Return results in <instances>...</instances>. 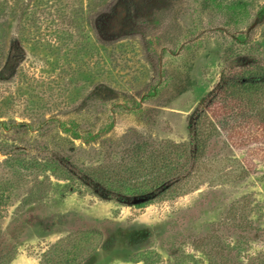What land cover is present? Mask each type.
<instances>
[{
  "label": "rangeland",
  "instance_id": "rangeland-1",
  "mask_svg": "<svg viewBox=\"0 0 264 264\" xmlns=\"http://www.w3.org/2000/svg\"><path fill=\"white\" fill-rule=\"evenodd\" d=\"M263 9L0 0V264H264V135L210 138L174 197L122 198L78 172L144 140L192 149L223 78L264 66Z\"/></svg>",
  "mask_w": 264,
  "mask_h": 264
},
{
  "label": "trees",
  "instance_id": "trees-1",
  "mask_svg": "<svg viewBox=\"0 0 264 264\" xmlns=\"http://www.w3.org/2000/svg\"><path fill=\"white\" fill-rule=\"evenodd\" d=\"M233 41L236 47H249L244 36L236 37ZM251 128L260 132H253ZM193 129L194 146L190 150L182 144L144 140L125 149L117 162L108 159L105 164L80 169L78 172L98 187L128 199L174 197L190 189L186 181L191 176L190 171L186 174L181 172L191 165H203L210 138L223 133L232 146L239 147L248 146L264 135V66L253 61L245 67L230 71L229 76L223 78L211 94L204 110L196 115ZM205 240L196 243L199 245ZM68 243L70 240L53 246L51 253L55 249L59 251ZM45 259V262L51 264H67L55 261L53 256ZM143 261L148 264L147 257ZM209 264L216 263L209 260Z\"/></svg>",
  "mask_w": 264,
  "mask_h": 264
},
{
  "label": "water",
  "instance_id": "water-1",
  "mask_svg": "<svg viewBox=\"0 0 264 264\" xmlns=\"http://www.w3.org/2000/svg\"><path fill=\"white\" fill-rule=\"evenodd\" d=\"M140 201H144V199L143 200H140ZM136 202H138V201H136Z\"/></svg>",
  "mask_w": 264,
  "mask_h": 264
}]
</instances>
